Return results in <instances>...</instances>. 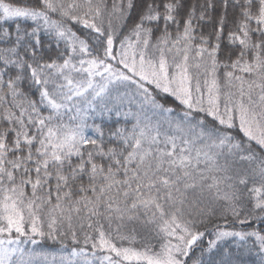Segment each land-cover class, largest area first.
I'll use <instances>...</instances> for the list:
<instances>
[{"label":"snow or ice","instance_id":"1","mask_svg":"<svg viewBox=\"0 0 264 264\" xmlns=\"http://www.w3.org/2000/svg\"><path fill=\"white\" fill-rule=\"evenodd\" d=\"M0 21V264L77 224L84 264H241L228 238L264 264V228L235 230L264 224V0H0Z\"/></svg>","mask_w":264,"mask_h":264},{"label":"trees","instance_id":"2","mask_svg":"<svg viewBox=\"0 0 264 264\" xmlns=\"http://www.w3.org/2000/svg\"><path fill=\"white\" fill-rule=\"evenodd\" d=\"M217 14H219V12H217ZM53 18L55 19L58 17L54 16ZM18 22L19 21H9L8 24L4 25V26L8 27L9 25H11L14 28L15 23H18ZM0 23H3V22L0 21ZM20 23H22V26H28V27L34 26L33 22H31V21L20 22ZM208 27L209 26H205V31L208 30ZM77 29H78V26H75L74 30H77ZM40 39L42 41V46H43L42 50L44 51L45 57L46 58L48 56L55 57V55L58 51L55 42L51 41V38L49 37V35L43 31H41V33H40ZM63 47H64L63 42H61L59 45V50H63ZM25 91H27L26 87H25ZM33 98H37V97H35V95L33 94ZM10 99L11 98L9 97V100ZM158 99H160L161 102L164 103L166 106H176V104H177V102L174 101L173 97L165 95V94H162L161 96H159ZM133 110L135 111V106L133 107ZM44 114L47 115V111H45ZM69 115H71V113H69ZM65 119H67V117H65ZM105 119H106V125L105 126L106 127H112V128H115L117 126H126V127L130 128L131 124L134 122L133 119L131 117H129L128 122L125 125V118L123 116L116 117L115 115L112 116L111 120H107V118H105ZM117 121H118V124H117ZM92 122L93 121L90 119L89 123H92ZM95 122L100 123V119L97 118L95 120ZM89 134H91V132H89ZM29 192H30V189H29ZM104 223H105V226L107 228V223L106 222H104ZM117 223L118 222L114 221L112 224V230H113L114 234H115V229L117 227ZM215 223L223 225L224 221L222 219H215L214 218L212 220V223H209L206 225H201L200 230L203 231L204 227H208L209 229H211L212 224H215ZM257 224L258 223H251L250 228L251 227L264 228V224H259V225H257ZM76 227H77L78 238L81 241L80 244H75L71 240L70 236L66 240H64L63 243H61V239L59 237L56 240L49 239L48 237H44V238L36 237L35 239L37 240V242L39 241V243H41L46 248V250L54 249V248H62V250H64V249L69 250L71 248L72 249L73 248L80 249L81 247H85V246L82 243L83 235L79 230V225L77 224ZM133 228L136 229L135 235H136V240H137V246H139L141 243L148 242V233L144 228L141 227L140 222H131V223L126 222L124 227L121 229V232L123 234H130L131 229H133ZM235 228H237L238 230H242L245 227L242 228L240 225L236 224ZM65 230H66V226H65ZM84 230L89 231L87 228H85ZM45 231H47V229H45ZM208 236L209 235L206 234L203 237V242L202 241L199 242L200 247L198 246L194 250V253H193L194 257L196 256L197 253L200 254L199 252H200L201 248L207 247L206 245L204 246V240ZM209 237H211V236H209ZM150 242L152 244H156L157 240L155 238H153ZM126 244H127V242H125V245ZM222 248H228L229 250H231L235 254V256L239 257V259L241 260V264H261V257L258 256L260 253L256 249H253L251 252L246 251L247 254L241 257V255L239 254L241 252H238L237 250H235L231 244L225 243L222 245ZM87 253H92V249L90 246H87ZM97 255H99V252L97 253ZM218 257H219V255L217 254L213 258L217 259Z\"/></svg>","mask_w":264,"mask_h":264},{"label":"rangeland","instance_id":"3","mask_svg":"<svg viewBox=\"0 0 264 264\" xmlns=\"http://www.w3.org/2000/svg\"><path fill=\"white\" fill-rule=\"evenodd\" d=\"M120 91H123V89H120ZM112 95L113 96L116 95L115 90H113ZM134 106L135 105H133L132 107H134ZM127 107L128 106L125 105V108L123 110L126 111ZM237 225H239V224H237ZM257 225H259V223ZM235 230H237V231H248V230H250V227H245L242 230H238L237 228H235ZM209 239H212V237L208 236V237L205 238L204 246L205 245L207 246V241ZM201 241L203 242V238H202ZM225 243L231 244L234 247L235 250H237L238 252H241V253H239L241 255V257L247 254L246 250H244L243 248H238L237 247L236 240H234L232 238H228L225 242H223V244H225ZM22 247L25 249L26 252H32V253L35 254L34 257H33L32 264H61V257H67V258L71 259L72 260V264H77V262H79V264H84V257L83 256H77L75 258H72L70 256V254H71V252L73 250L72 248L69 249V250H67V249L62 250V248H54V249L46 250V248L41 243H39V241L36 244H32L30 242L26 243V244H23ZM77 251H79V249H77ZM87 255H88L89 260L93 259L92 258V253H87ZM198 255L199 254L197 253L196 256H198ZM258 256L261 257V254H259ZM45 257H47V259H45ZM218 259H219V257L217 258V260ZM64 264H67V261H65ZM93 264H98V261H93Z\"/></svg>","mask_w":264,"mask_h":264}]
</instances>
